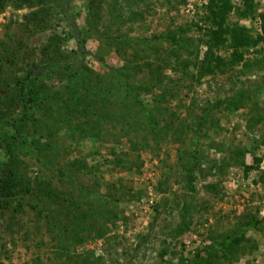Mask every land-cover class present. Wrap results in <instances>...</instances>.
I'll return each instance as SVG.
<instances>
[{"label": "rangeland", "instance_id": "1", "mask_svg": "<svg viewBox=\"0 0 264 264\" xmlns=\"http://www.w3.org/2000/svg\"><path fill=\"white\" fill-rule=\"evenodd\" d=\"M88 1L69 3V18L87 32L82 44L71 36V26L59 8H54L46 23L37 26L24 19L29 7L7 6L0 13V52L4 47L16 50L18 66L12 71L19 65L27 67L33 60L41 62L40 49L53 36L63 37L67 50L87 51L84 62L97 74L119 68L126 60L135 64L152 60L161 66L162 83L154 84L149 94L142 93L143 97L164 92L162 115L166 119L174 112L169 120L177 127L184 124L185 132L177 138L175 128L158 143L150 137L147 146L141 142L138 148H132L127 141L130 135L119 132L116 136L119 126L102 120L100 140L77 134L74 139L63 137L48 147L54 167L65 171L72 161L84 160L89 169L71 168L69 180L64 182L34 155H25L23 173L35 190L44 181L51 182L52 191L58 194L46 207L61 214L56 219L46 218L29 206L20 212L0 214V264H195L194 255L199 251L206 255L204 249L211 241L233 234L253 216L264 217V182L259 178L264 173V121L251 129L246 126L251 100L257 102L264 116V68L252 65L242 70L240 64L228 73L208 75L200 81L188 75L180 77V71L174 70L175 62L168 56L172 45L156 38L178 29L191 45L183 57L193 53L188 56L193 59L197 50L202 57V41L210 25L208 0H100L95 27L86 22ZM231 1L234 8L229 22L238 21L253 35L259 33L258 14L264 11V0H253V16L240 20L236 13L238 8L243 9V2ZM131 12L137 13L133 15L136 18H129ZM144 40L149 44L142 50ZM151 45L161 51L163 61ZM226 49L221 47L217 52L226 55ZM133 53L137 57L133 58ZM257 55L249 49L246 61ZM187 70L195 75L192 63ZM138 77L146 85L151 83L147 67ZM10 82L15 85L14 80ZM47 82L54 86L60 83L57 79ZM253 89L256 94L234 112L211 108L198 144H194L193 130L204 108L240 90ZM164 117L161 125L165 124ZM195 146L201 156L194 173L195 190L191 191L186 168ZM236 146L246 149L245 161L254 166L246 176L243 167L232 159ZM254 157H261L258 165ZM4 158L0 150V160ZM184 201L189 203L188 211L184 210ZM258 226L246 230L245 245L224 264H264V222Z\"/></svg>", "mask_w": 264, "mask_h": 264}, {"label": "trees", "instance_id": "2", "mask_svg": "<svg viewBox=\"0 0 264 264\" xmlns=\"http://www.w3.org/2000/svg\"><path fill=\"white\" fill-rule=\"evenodd\" d=\"M241 1L244 7L240 10L238 8L236 17L240 20L253 16L255 11L253 0ZM70 2L71 0H0V13L9 5L15 8L25 5L30 10L24 15V19L34 25L42 26L57 7L59 13L71 26L73 31L71 36H75L78 43L82 44L83 36L87 32L79 29L73 19L69 18ZM233 8L231 0H208L206 11L210 25L206 28V39L202 41L205 44L202 57L199 56L198 50L195 51L193 59L188 57L193 53H189L188 58L183 57V53L189 52L187 50L191 45L189 39L178 29L170 30L156 38L157 41L163 39L172 45L170 55L166 54V56L173 59L175 62L173 68L175 71H180V77L188 75L192 80L200 81L208 75L228 73L240 64L242 70L250 69L252 65L264 68V11L258 14L260 31L253 35L250 29L238 21L229 22L228 16ZM100 12V0L88 1L86 22L95 27ZM136 14L131 12L132 16L129 18H136L133 16ZM63 43H66L63 37H50L40 49L42 56L40 64L33 60L27 67L19 65L14 71L12 69L18 66L19 57L16 50L10 51L9 48L4 47V51L0 52V150L5 157L0 160V214L9 211L20 212L25 206H29L46 218L56 219L57 215L61 214L58 210H49L46 207L48 200L54 199L58 194L52 191L51 182L44 181L35 190L31 179L21 168L22 158L25 155H34L39 163L53 171L60 182L69 180L68 171L71 168L78 171L89 170L84 160L72 161L65 171L60 167H54L51 160L53 156L48 154L47 150L48 147L52 148V144L58 139L63 137L74 139L80 134L89 140H100L104 128L101 124L102 120L114 121L115 127L119 126L116 136L120 135L119 132L130 135L127 141L132 148H138L141 142L147 146L150 137L158 143L161 137L175 128L177 130L174 131L179 133L175 136L177 138L185 132L184 124L177 127L171 119L169 120L174 112L168 113L166 119L162 115L164 109L161 103L166 98L164 92L148 98L143 97L142 93L149 94L152 87L162 83L159 63L149 60L135 64L126 60L119 68L108 69L103 75L97 74L84 62L87 51L67 50L63 47ZM142 44H144L142 50H145V45L149 44V41L144 40ZM221 47H226L228 54H219L217 50ZM151 49L157 53L160 61L164 60L160 57L161 51L155 45H151ZM249 49L260 58L255 57L256 59L246 61L245 54ZM132 56L135 58L137 54L133 53ZM191 63L195 66V75L188 73L187 69ZM143 67L148 68L151 76V83L147 85L138 80V74ZM49 79H57L60 83L56 86L51 85L47 82ZM10 80L15 81L14 86L11 85ZM255 92V89L240 90L235 95L217 100L204 108L203 117L200 118L197 128L193 130L194 144H198L202 127L206 124L211 108H224L234 112L246 100L251 99ZM251 104V114L246 123L249 129L264 121L257 102L251 100ZM162 117L165 122L163 125H161ZM185 127L188 128L187 125ZM42 138L46 139L44 143L40 142ZM246 153V149L238 146L232 152V159L243 167L245 176L254 168L253 165H247ZM191 156L187 164L186 176L189 189L194 191L193 183L196 179L194 173L201 151L197 147L193 148ZM254 160L258 165L261 157H254ZM259 178L264 182V173ZM183 204L184 210L188 211L190 208L188 201H184ZM100 212L99 210L98 213ZM262 222L264 217L257 219L253 216V219L246 221L233 234L211 241V244L204 249L206 255H201L199 251L194 255L193 261L195 264L226 263L245 245L246 230L258 228ZM74 235L76 236L77 232L74 231Z\"/></svg>", "mask_w": 264, "mask_h": 264}]
</instances>
